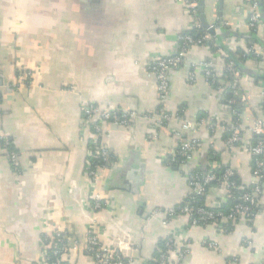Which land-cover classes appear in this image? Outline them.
<instances>
[{"label": "crops", "instance_id": "crops-1", "mask_svg": "<svg viewBox=\"0 0 264 264\" xmlns=\"http://www.w3.org/2000/svg\"><path fill=\"white\" fill-rule=\"evenodd\" d=\"M258 1L205 0L207 21L223 27L219 50L188 48L183 65L168 74L170 94L162 103L148 66L176 55L180 37L194 29L180 1L0 0V264H38L45 238L59 228L78 247L66 256L68 264H94L84 251L94 225L105 248L137 264H158L162 244L171 239L177 244L174 264L178 251L185 257L177 264H264V177L260 211L251 220L192 226L184 215H153L185 201L189 174L206 169L210 149L244 187L258 181L255 160L243 148L259 142L251 128L264 118V22L256 32L249 24ZM223 54H254L242 70L235 114L222 96L233 84ZM202 64L215 70L218 88ZM21 70L32 74L31 81L20 77ZM87 103L143 115L163 108L173 120L157 126L154 141L147 140V122L133 133L107 125L112 163L99 172L94 188L85 174L90 142L81 131ZM202 119L222 122L214 132L209 125L196 133L182 130L183 122ZM234 124L241 143L230 149L222 127ZM178 132L181 140L197 138L200 147L193 161L168 166L162 155L175 149ZM11 150L19 157L17 170ZM96 193L109 208H94ZM228 199L223 186H214L205 204Z\"/></svg>", "mask_w": 264, "mask_h": 264}, {"label": "built area", "instance_id": "built-area-1", "mask_svg": "<svg viewBox=\"0 0 264 264\" xmlns=\"http://www.w3.org/2000/svg\"><path fill=\"white\" fill-rule=\"evenodd\" d=\"M180 1L186 11L191 16L193 27L195 29H202L200 36H193L184 34L180 37L181 50L171 57L160 59L154 63L149 64V74L154 76L157 81L158 96L162 103L167 101L170 94L169 72L180 68L185 60L188 48L212 45L215 49L219 50L217 43L218 36L220 35L223 27L217 22L209 23V27L205 28L200 20L199 1L198 0H178ZM262 12L259 3L252 4L251 15L249 17L250 27L256 32L262 24ZM218 21V20H217ZM212 31V32H211ZM227 59V54H223ZM205 69L207 78L211 81V85L218 84V76L210 64H202ZM226 71L233 79L232 88L235 90V95L238 97L241 93L239 91V82L243 73L238 69L233 62H228L225 65ZM21 78L31 81L32 74L27 73L25 70L19 71ZM264 97V94H263ZM234 100H228L227 105L232 106ZM0 111H1V98H0ZM83 120H82V133L88 135L90 142L88 150V160L86 163V177L89 184L96 188L99 180V172L107 169L112 163V155L106 139L111 134L109 126H114L121 130H126L133 133L139 122H147L145 125L149 131L147 140L154 141L157 138V126L162 123L173 120V117L167 114L163 108H160L154 114H140L135 110H128L118 106H102L96 103H87L82 107ZM235 114V111H233ZM177 121L182 120L181 116L176 117ZM219 119L206 121L204 119L197 123L183 122V131L197 132V128L203 125H209V130L212 132L219 126ZM150 124V125H149ZM230 133L226 140V145L230 149H234L241 143V129L239 124H234L230 129L222 127ZM251 132L260 137L259 142L256 144L247 143L243 148L249 151L255 160L254 177L258 180L250 191H243V185L239 186L231 178L234 176L232 169H227L222 176H218L214 169L221 166L220 161L208 162L206 170L196 172L192 170L189 174L190 194L185 201L168 210H157L153 215L165 214L169 218H174L178 215L187 216L192 226H199L204 224L213 223L219 226L231 223L237 218L244 217L247 220L253 219L260 211V198L262 195L261 180L264 177V118L255 122L251 128ZM179 143L174 150L163 154L162 161L168 165L173 164H186L195 159V153L200 147V142L197 138L189 137L181 140L182 132L177 133ZM4 144L11 148L9 140L4 139ZM9 159L15 170L19 168L18 154L11 150ZM209 168V169H208ZM208 169V170H207ZM206 171V172H205ZM218 182L224 187L225 191L229 194V199L234 203L229 212L224 210L223 202L216 203L212 206H202L200 199L205 197L211 187L212 183ZM94 208L100 210L102 208H109V202H103L100 194H95ZM47 240L43 252L38 259V264H68L66 256L71 251L78 249L77 246L72 245L71 234L67 230L58 229L52 236L45 238ZM215 248L214 245H209ZM177 249V244L174 240H169L161 251L158 258V264H174L171 263V254ZM84 251L89 255L94 264H137L134 259L124 258L118 251H113L105 248L99 240L98 228L94 225L89 228V235L87 245ZM178 260L175 264L179 263L184 257L185 253L178 251ZM187 253V252H186Z\"/></svg>", "mask_w": 264, "mask_h": 264}, {"label": "trees", "instance_id": "trees-1", "mask_svg": "<svg viewBox=\"0 0 264 264\" xmlns=\"http://www.w3.org/2000/svg\"><path fill=\"white\" fill-rule=\"evenodd\" d=\"M258 3H259V5H260V7H261V12H262V21L264 22V0H260V1H258ZM190 35H193V36H200L201 34H202V29H200V30H198V29H193V31H191L190 33H189ZM255 38V37H254ZM253 38V39H254ZM255 40V39H254ZM218 41V40H217ZM238 54H239V51L237 52ZM254 57V54H249V55H247L246 57L244 56H231V55H229L228 56V58L226 59V62L228 63V62H233L234 64H235V66L238 68V69H240L241 71L244 69V67H245V64L247 63V61H249L250 59H252ZM229 76L230 77V74L228 73V72H226L225 73V76ZM219 84H214V87H216V88H218L219 86H218ZM222 96H223V99H224V102H225V104H227V101L228 100H236L235 99V90L234 89H232L231 88V86H226V88H225V91L222 93ZM264 106V105H263ZM264 108V107H263ZM232 109L235 111V113H237V110H239V107H238V103H234L233 105H232ZM239 112V111H238ZM229 133V132H228ZM229 135H230V133H229ZM224 137H227V135L225 134L224 135ZM260 140V139H259ZM254 142H255V140H254ZM220 161V158H219V156L218 155H216V153L213 151V150H211L210 149V151H209V153H208V162H211V161ZM176 165H178V164H173L172 166H176ZM209 169V168H208ZM207 169V170H208ZM227 169H230L229 167H227V166H225V165H223V164H221V166L219 167V168H216V169H214V172L216 173V174H218V176H222V174H224V172L227 170ZM204 170H206L205 168H201V169H196L195 171L196 172H202V171H204ZM206 172V171H205ZM232 172L234 173V176L231 178V180L232 181H234L237 185H239V186H241L242 185V182H241V180H240V177H239V175L236 173V172H234L233 170H232ZM214 186H221L220 185V183H218V182H214V183H212L209 187H214ZM244 187V186H243ZM243 191H247V192H249L250 191V188H246V187H244L243 188ZM205 198H206V196L205 197H203L202 199H200L201 201H200V204L202 205V206H208V205H206L205 204ZM234 205V203L231 201V198L230 199H228V201L225 203V205H224V210H226L227 212H229V210L231 209V207ZM209 207V206H208ZM165 244H162V247L164 246Z\"/></svg>", "mask_w": 264, "mask_h": 264}, {"label": "water", "instance_id": "water-1", "mask_svg": "<svg viewBox=\"0 0 264 264\" xmlns=\"http://www.w3.org/2000/svg\"><path fill=\"white\" fill-rule=\"evenodd\" d=\"M198 1H199V12H200L201 23L205 28H208L209 22L207 21L205 17V0H198Z\"/></svg>", "mask_w": 264, "mask_h": 264}]
</instances>
